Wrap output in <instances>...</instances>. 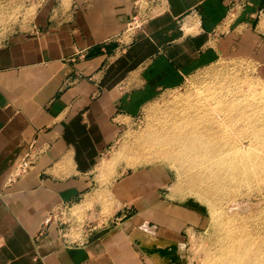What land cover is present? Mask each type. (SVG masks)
<instances>
[{
    "label": "crops",
    "instance_id": "obj_1",
    "mask_svg": "<svg viewBox=\"0 0 264 264\" xmlns=\"http://www.w3.org/2000/svg\"><path fill=\"white\" fill-rule=\"evenodd\" d=\"M225 57L264 80V0H0V264H147L181 238L199 212L158 168L121 171L133 201L100 227L90 173L146 104Z\"/></svg>",
    "mask_w": 264,
    "mask_h": 264
},
{
    "label": "rangeland",
    "instance_id": "obj_2",
    "mask_svg": "<svg viewBox=\"0 0 264 264\" xmlns=\"http://www.w3.org/2000/svg\"><path fill=\"white\" fill-rule=\"evenodd\" d=\"M235 64L264 88V80L258 76L251 60L220 58L188 75L182 85L163 91L146 104L135 122L109 148L97 169L90 173L94 201L89 206L95 212L90 223H97L96 227L105 221L113 225L115 221L110 217L117 215V208L133 201L131 194L122 193L117 187V180L122 176L121 171L139 167L158 168L163 195L198 210V222L190 223L181 238L147 250V264H217L221 246L229 242L236 244L232 253L243 251L247 257L264 264V97L254 98L245 91L238 97L243 104L235 102L232 106L237 94L232 88L237 87V79L224 70ZM200 76L202 79L196 84ZM150 134L169 135V164L150 160L149 155L143 157L142 147L150 145ZM175 150L199 152V155L182 156L185 159L200 156L201 164L206 165H192L189 161L176 166L171 160ZM222 156L228 159L236 156L239 161L247 162L241 164L249 168L251 175L220 184L207 179L206 172L199 167H214L210 174L216 175L219 173L217 161ZM80 211L81 208L77 210ZM79 231L86 229L75 228L72 234ZM133 234L144 235L141 230Z\"/></svg>",
    "mask_w": 264,
    "mask_h": 264
},
{
    "label": "bare ground",
    "instance_id": "obj_3",
    "mask_svg": "<svg viewBox=\"0 0 264 264\" xmlns=\"http://www.w3.org/2000/svg\"><path fill=\"white\" fill-rule=\"evenodd\" d=\"M224 71L226 74L236 75V79H237V82H236L237 87L232 88V89H236V90H233V92L237 93L236 97L234 96V101H233V99H232L233 102L230 101L232 106L235 105V102L237 103V105H239L238 103L243 104V103H241V101H242L241 98H238V97H240L241 93H243L245 91H248L249 93H251V95H253L254 98H256L257 96L258 97H264V88L255 84L251 80L248 72L245 71L241 66L238 67L237 64H235V65H232L230 67H227V69H225ZM210 72H212V71H209L208 73H210ZM208 73H204V74H208ZM200 79H202V76H200L198 79H196L195 83L197 84ZM239 80L242 81V84H238ZM231 87H233V86H231ZM200 92H199V94H200ZM244 97H246L245 94H244ZM222 99H220V97H219V100H222ZM244 99H247V98H244ZM247 100H249V99H247ZM247 100H246V102H247ZM150 136H151V140L149 141L150 145H144L142 147L144 149V152H142L143 157H145L146 155H149L152 158L150 160L154 161V159H155L156 162L161 161L163 163L169 164V135H166V134H164V135L150 134ZM175 139H177V138H175ZM190 144H188V145H190ZM148 146H150V147H148ZM187 146H186V148H187ZM182 147H184V145H182ZM148 149L149 150L152 149V151L146 152ZM176 151H178V150H175V152ZM236 153H237V151L235 152V154ZM183 154L184 155L185 154H191L194 156V155H199V152H187V151L182 150V152L173 153V155H172L173 158H171V160L173 161L172 163L176 164V166H177V164H181V163L183 164L185 162L190 161V162H192V165H195V164L206 165L205 163L201 164L202 163L201 160L198 159L200 156H195L198 158H192V156H190L189 158L185 159L182 156ZM207 154L212 155L213 153H207ZM212 157H210V160H212ZM248 159H250V158H248ZM217 162H218V166L216 168H217V170H219V173H217L216 175L210 174L211 169H213L214 167H211L209 165L204 166V167L203 166L199 167L201 170L206 172L207 179L212 180L215 183L220 184L223 181L230 182V181L237 180V179L241 178L242 176L251 175L249 172V168L246 166H242V164H241V163L247 164V162L239 161L236 158V156L234 158L230 157L229 159L222 156L218 159ZM214 170L215 169H213V171ZM235 249H236V244H234V243L232 244V242L231 243L229 242V244H223L221 246V251L219 254V261L217 262V264H262L259 261H256L252 257L251 258L247 257L246 253L243 251L239 250V251L232 253V251H234Z\"/></svg>",
    "mask_w": 264,
    "mask_h": 264
},
{
    "label": "built area",
    "instance_id": "obj_4",
    "mask_svg": "<svg viewBox=\"0 0 264 264\" xmlns=\"http://www.w3.org/2000/svg\"><path fill=\"white\" fill-rule=\"evenodd\" d=\"M138 20H139V19H138V16H137V14H135L134 17H133V19H132V23H133V25H134V24H137V23H138Z\"/></svg>",
    "mask_w": 264,
    "mask_h": 264
}]
</instances>
